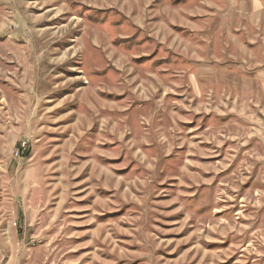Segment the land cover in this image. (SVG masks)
Returning <instances> with one entry per match:
<instances>
[{
  "label": "rangeland",
  "instance_id": "1",
  "mask_svg": "<svg viewBox=\"0 0 264 264\" xmlns=\"http://www.w3.org/2000/svg\"><path fill=\"white\" fill-rule=\"evenodd\" d=\"M238 9L0 0V264H264V11Z\"/></svg>",
  "mask_w": 264,
  "mask_h": 264
},
{
  "label": "crops",
  "instance_id": "2",
  "mask_svg": "<svg viewBox=\"0 0 264 264\" xmlns=\"http://www.w3.org/2000/svg\"><path fill=\"white\" fill-rule=\"evenodd\" d=\"M228 2L232 3L234 2V4L236 3V5L238 6V10L239 13H243V14H249V15H254V13H259L264 11V0H239V4L238 1H233V0H225ZM245 6H249L248 9L245 8ZM232 5L229 7H225L223 10H225L224 12L226 13H231V10L233 9V11L235 12L237 8H231ZM223 12V13H224Z\"/></svg>",
  "mask_w": 264,
  "mask_h": 264
},
{
  "label": "built area",
  "instance_id": "3",
  "mask_svg": "<svg viewBox=\"0 0 264 264\" xmlns=\"http://www.w3.org/2000/svg\"><path fill=\"white\" fill-rule=\"evenodd\" d=\"M22 147H24V145Z\"/></svg>",
  "mask_w": 264,
  "mask_h": 264
},
{
  "label": "bare ground",
  "instance_id": "4",
  "mask_svg": "<svg viewBox=\"0 0 264 264\" xmlns=\"http://www.w3.org/2000/svg\"><path fill=\"white\" fill-rule=\"evenodd\" d=\"M22 150V149H21Z\"/></svg>",
  "mask_w": 264,
  "mask_h": 264
}]
</instances>
